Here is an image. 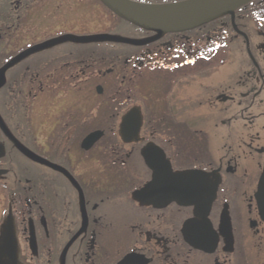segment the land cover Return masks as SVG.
<instances>
[{
  "label": "flooded vegetation",
  "instance_id": "flooded-vegetation-1",
  "mask_svg": "<svg viewBox=\"0 0 264 264\" xmlns=\"http://www.w3.org/2000/svg\"><path fill=\"white\" fill-rule=\"evenodd\" d=\"M101 34L135 43L47 45ZM37 45L0 88L20 264H264V0L168 31L102 0H1L0 68ZM169 168L202 193L164 194Z\"/></svg>",
  "mask_w": 264,
  "mask_h": 264
},
{
  "label": "water",
  "instance_id": "water-1",
  "mask_svg": "<svg viewBox=\"0 0 264 264\" xmlns=\"http://www.w3.org/2000/svg\"><path fill=\"white\" fill-rule=\"evenodd\" d=\"M102 1L113 11L121 15L123 18L141 27L152 29V26L156 24V27L158 29L168 31L192 29L201 24L212 21L222 15H233L234 11L237 8L245 5L251 0H188L181 3L167 5H134L128 3H121V1L119 0ZM68 40L79 42L118 41L126 43H135V41L131 39H126L114 35L101 34L91 35L82 38L72 35H66L55 39L47 45L56 44ZM44 47L45 45H37L31 49H28L14 57L3 67H1L0 88L5 84L6 71L11 66L25 58L28 54ZM167 172L170 175L169 178L164 180L166 186L162 185L164 194H169L171 192L170 189H176L178 195L183 193L185 194V192L189 193L190 191H195L199 195L202 193V190L199 186L193 189L189 185V182L191 181L192 177L194 176V174H196L193 171L172 173L169 168ZM162 181H159L158 183H161ZM168 184H172L175 186L171 187ZM257 199L261 215L264 219V175L262 176L259 182V192L257 194ZM194 204L197 205L196 200L194 201ZM11 220V218L7 219L6 223L2 226L0 234V264H20L17 255V241L15 233L13 231V226L10 223ZM222 227H230V220L227 211L225 214H223ZM228 233L229 234L227 237H231V233L229 232V230ZM201 246L204 247L203 245ZM201 246L199 245L198 247ZM68 247L69 245L65 249L63 256H65ZM62 260V264H64L63 257Z\"/></svg>",
  "mask_w": 264,
  "mask_h": 264
},
{
  "label": "rangeland",
  "instance_id": "rangeland-1",
  "mask_svg": "<svg viewBox=\"0 0 264 264\" xmlns=\"http://www.w3.org/2000/svg\"><path fill=\"white\" fill-rule=\"evenodd\" d=\"M259 253L262 254V255H264V247H263V249Z\"/></svg>",
  "mask_w": 264,
  "mask_h": 264
}]
</instances>
